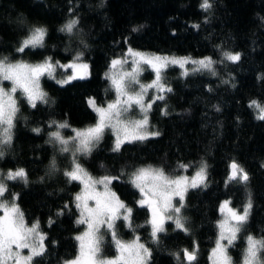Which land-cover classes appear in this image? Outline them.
I'll return each instance as SVG.
<instances>
[{
	"label": "trees",
	"instance_id": "16d2710c",
	"mask_svg": "<svg viewBox=\"0 0 264 264\" xmlns=\"http://www.w3.org/2000/svg\"><path fill=\"white\" fill-rule=\"evenodd\" d=\"M202 0H0V57L12 63H70L82 54L90 64V77L59 84L48 74L40 80L48 103L36 107L17 92L19 111L14 118L12 143L0 144V172L24 169L27 183L17 178L4 180L8 191L3 199L15 204L26 224L38 223L45 235V251L32 264H64L79 254V240L87 229L77 223L80 209L75 197L83 190L77 180L64 175L78 162L94 178L111 176L110 188L132 209V227L121 218L115 224L117 237L131 243L139 236L150 249L148 264H211L218 240L220 206L229 201L233 209L243 211L250 203L246 222L229 248L231 264H242L248 236L264 239V120L257 118L264 107V0H210L208 11ZM78 23L71 34L60 29L70 20ZM198 25L199 27H194ZM47 30L43 47L15 49L30 36L31 29ZM133 28H138L133 31ZM129 47L147 54L215 61L211 70L189 66L187 70L169 66L163 80L171 87L149 112V133L159 135L125 143L114 150L115 134L106 129L102 141L89 155L75 156L72 148L50 142V133L59 131L67 138L73 130L95 126L97 115L89 106L95 99L101 106L115 100V91L106 79L111 61ZM239 53L236 63L224 53ZM59 77L66 74L57 73ZM150 79L154 74L148 72ZM144 85L151 82L139 78ZM139 87L130 86L138 92ZM155 91H150L154 94ZM219 109V110H217ZM166 113V114H165ZM143 118L137 106L123 112V121ZM53 121L67 123L58 129ZM39 128V134L33 129ZM53 161L55 166L53 167ZM235 161L248 181L229 180L230 164ZM181 165H189L190 176L206 165L203 186L190 190L179 214L187 231L174 220L165 223L158 242L151 235L150 213L139 207L138 189L130 183L140 168H162L168 174H181ZM2 178V177H1ZM67 205V207H65ZM104 233L102 256L118 254L109 230ZM195 252L188 263L184 251Z\"/></svg>",
	"mask_w": 264,
	"mask_h": 264
},
{
	"label": "snow or ice",
	"instance_id": "6c2138e0",
	"mask_svg": "<svg viewBox=\"0 0 264 264\" xmlns=\"http://www.w3.org/2000/svg\"><path fill=\"white\" fill-rule=\"evenodd\" d=\"M201 8L204 11H208L212 5L210 0H202ZM77 19H70L61 29V32H67L71 34L73 29L77 25ZM194 27H199L198 25ZM138 28H133V31H137ZM47 34V30L42 27H36L31 29V34L27 38L21 41L20 45L15 49L18 53H24L25 49L43 47L44 37ZM128 54L134 57L133 63L136 65L130 72H122L120 74L106 75V79L111 80L112 85L115 87L117 93V99L107 105V108L96 106L94 99H89L90 106L97 112L99 121L95 126L89 127L85 130H73L75 132L74 139L78 141V147L75 151L88 155L91 153L93 147L102 138V134L105 128H113L118 133L123 132L125 139L143 140L147 136H157L158 132L146 133L143 132L148 123V117L146 112L151 109L152 103L145 105L143 103V94L147 88L155 87L160 92H171V88H167L164 84L160 83L161 69L168 63L179 64L183 66L185 63L192 62L198 64L201 68L211 70L212 65L215 63L210 57L201 59L199 61H189L188 58L176 59L168 57L153 56L151 58L146 57L140 52H136L132 49L128 50ZM78 54L73 63L67 66H61L72 68L74 70L79 69L86 72L88 65L83 63H77L80 60ZM224 58L236 63L240 60L239 53L225 52ZM126 63L124 59H113L111 61V68L115 70L118 65ZM149 64L156 73V80L150 85H140V91H130V86L139 83L138 74L140 71L139 65ZM59 64L56 62L54 65L51 58H46L43 63L35 65L25 62L12 63L7 56L0 57V144L10 145L12 143V129L14 128V118L19 111L17 107V99L15 98L16 92L19 90L21 95L27 100L29 105L33 108L36 107L37 101L41 103H48L47 93H45L39 84L40 77L46 73L54 77L55 67ZM83 74H72L65 80H60L58 83L61 85L71 82L73 79H84ZM3 81H10L11 88L5 89L2 86ZM157 99H164V97L158 96ZM154 102V101H153ZM132 104H136L140 107L141 111L145 113L143 119L122 122L121 116L123 112L128 111ZM250 107L255 106L259 109L258 119L264 120V107L256 102L252 101ZM219 110V109H217ZM166 114V113H165ZM55 125L58 129L69 127L65 123H57L53 121L49 126ZM37 134L40 133V129H33ZM55 141L64 147L61 148L62 152H68L67 145L69 140L64 139L59 131L50 133V142ZM120 138L117 135V143L114 150H119ZM4 152L0 149V158H3ZM74 167L65 171L64 175L69 180H80L84 184V192L75 197L78 202L76 207L81 209V219L77 223H87L88 231L83 236L76 237L81 241L80 256L75 260L65 261L64 264H146L148 258L151 257V251L145 247L144 244L139 243V237L131 243H124L118 237L114 227V221L116 219H123L128 227H132L131 213L132 209L127 208L114 192H111L108 185L112 180L119 179V177L104 176L99 180H92V178L86 173L82 166L73 161ZM55 162L53 161V167ZM181 167H186L181 165ZM231 173L229 180L239 179L242 182H247L249 176L247 172L235 161L230 164ZM206 165L202 166L197 173V177L205 179ZM0 264H32L34 257L42 256L45 248L43 245V235L38 232V223L31 226L26 225L24 215L20 211L19 207L15 204L16 195L13 194L12 202L9 203L3 199L5 193L8 191L7 185L4 180H16L17 178L24 180L27 183V173L24 169H17L15 172L9 171L6 176L0 173ZM86 178V179H85ZM136 188L139 189L144 199L139 201L140 206L145 204L151 210L152 213V232L154 242H158V233L164 231L163 222L165 219L174 220L177 228L187 231L182 223V218L179 215L165 217L164 213L171 210L174 214H179L183 204L179 207H174L171 203L173 196H179L180 200L184 199V191L188 185L187 178L178 177L173 178L166 174L162 168H140L137 169L130 180ZM96 184L104 185V191L98 192L95 189ZM191 187L199 186L194 178L191 182ZM89 200L95 201V206L90 207ZM227 203L222 206L227 207ZM67 207V205H65ZM251 207L249 203L239 213L231 208L228 209L230 219H226L219 224L220 235L216 242V248L213 250L212 256L215 258L213 264H231V258L227 253V247L222 244V241H227V245L231 246L236 239V234L240 231L241 226L246 222L248 217V209ZM121 209L124 210L123 214ZM87 213V215H85ZM102 226L110 231L112 239L115 241L119 256L116 259H107L102 256V243L104 233L100 231ZM39 237V239H37ZM85 239L87 243L85 244ZM24 249L29 250L28 255H23ZM184 255L189 261L195 259V252L184 251ZM242 264H264V239H256L253 236H248L247 247L243 255Z\"/></svg>",
	"mask_w": 264,
	"mask_h": 264
},
{
	"label": "rangeland",
	"instance_id": "374dc122",
	"mask_svg": "<svg viewBox=\"0 0 264 264\" xmlns=\"http://www.w3.org/2000/svg\"><path fill=\"white\" fill-rule=\"evenodd\" d=\"M129 49H132L131 47H129L128 46V48L124 51V53H123V55L121 56V57H118V58H115V59H124V60H126V63H124L123 65H118L117 66V68L115 69V70H113L112 68H111V66H110V69L107 71V73H106V75H113V74H120V73H122V72H130V71H132V69L134 68V67H136V65L133 63V60H134V57H132V56H130L129 54H128V50ZM133 50V49H132ZM134 51H136V50H134ZM136 52H139V51H136ZM140 53H142V54H144L146 57H148V58H151V57H153V56H159V57H168V58H176V57H173V56H163V55H157V54H147V53H144V52H140ZM176 59H182V58H176ZM201 60V59H200ZM75 61V60H74ZM74 61H72V62H70V63H73ZM189 61H194V60H190L189 59ZM196 61H199V60H196ZM231 62V61H230ZM54 65H56V63H54V62H52ZM70 63H66V64H63V63H59L56 67H55V71H54V80L56 81V82H58V81H60V80H65V79H67V77L68 76H70V75H72V74H74V72H75V74H77V75H80V74H83L84 76H85V78L84 79H73V80H71V82L72 81H75V80H87V79H89V77H90V64L87 62V61H85L84 59H83V57H82V55L80 56V60L79 61H77V63H83V64H87L88 65V68H87V70H86V72L85 71H83V70H79V69H76V70H74V69H72V68H65V67H61V66H67V65H69ZM169 66H177V67H180V68H182V69H184V71L185 70H187V68L189 67V66H195V67H199V68H201V66L200 65H198V64H194V63H192V62H189V63H185L183 66H180L179 64H172V63H168L165 67H163L162 69H161V77H162V79H161V81H160V83H162V84H164L167 88H171L168 84H167V82L166 81H164L163 80V72H164V70L165 69H167ZM213 66H214V64L212 65V68H213ZM139 67H140V71H139V74H138V81H139V83H137V84H134V85H136V86H138L139 87V89H138V92L140 91V85L141 84H143V83H141L140 82V80H139V78L140 77H145V79H146V81L147 80H151V82H149L148 84H146V85H150V84H153L154 82H155V80H156V73L154 72V70H153V68L149 65V64H143V63H141L140 65H139ZM148 72H151V73H153L154 74V78L153 79H150V77L148 76ZM57 73H64V74H66V75H64V76H62V77H59V76H57L56 74ZM47 74V73H46ZM45 74V75H46ZM41 78H42V76L40 77V80H41ZM40 80H39V84H40ZM108 81H109V83H110V85H112V83H111V80H109V79H107ZM60 84V83H59ZM66 84V83H65ZM144 85V84H143ZM2 86L7 90V89H10L11 88V82L10 81H3L2 82ZM112 87H113V89H114V91H115V100L117 99V93H116V90H115V87L112 85ZM152 90H154L155 91V93L152 95V94H150V91H152ZM17 92H20L19 90L17 91ZM17 92H16V94H17ZM165 93L166 92H160L157 88H155V87H150V88H147V90H146V92H144V94H143V103L145 104V105H147L148 103H152V107H153V105H154V103L156 102V101H159V100H161V99H157V97L158 96H163V97H165ZM16 94H15V98H16ZM114 100V101H115ZM94 101H95V104H96V106H99V107H104V108H107V105L109 104H107L106 106H101V105H99L98 103H97V101L94 99ZM154 101V102H153ZM89 106H90V104H89ZM131 106H137L139 109H140V107L138 106V105H136V104H132ZM130 106V107H131ZM152 107H151V109H152ZM90 108L92 109V111L97 115V117H98V121H99V116H98V114H97V112L96 111H94L93 110V107L92 106H90ZM150 109V110H151ZM141 110V109H140ZM150 110H148L147 112H146V115H147V117H148V119H149V112H150ZM141 113L143 114V117H144V115H145V113L144 112H142L141 111ZM143 119V118H142ZM121 121L122 122H126V121H123L122 119H121ZM106 129H110L114 134H115V139H114V149H115V147H116V143H117V135H119V138H120V147H119V149L125 144V143H127V142H129V140H127V139H125V137H124V133L123 132H117L115 129H113V128H105V130ZM147 129H148V123H147V125H146V127L144 128V129H142V131L143 132H146V133H149L148 131H147ZM104 130V131H105ZM74 137H75V133H73V135H71V136H69V137H67V138H64V139H67V140H69V144L67 145V147L70 149V148H72V150H71V152H72V154L73 155H75V156H80V155H84V154H81V153H79V152H77V151H75V149L78 147V141L77 140H75L74 139ZM150 137V135L149 136H147V138H149ZM102 138H103V134H102ZM102 138L99 140V142H97L96 143V145L93 147V149L96 147V146H98L99 144H100V142L102 141ZM132 141H134V140H132ZM131 142V141H130ZM92 149V150H93ZM92 152V151H91ZM89 155V154H88ZM186 167H181L180 168V171H182L181 172V174H168V173H166V174H168V175H170L171 177H173V178H178V177H185V178H187V181H188V185L186 186V191H184V199H183V201L185 200V197H186V195H187V193L190 191V190H192V189H196V188H199V187H201V186H203V184L205 183V180H206V178L205 179H203V181L201 182V179L199 178V177H197V174L196 175H194V176H190L189 174H188V172L187 171H189L190 170V166L189 165H185ZM152 168H157V167H153V166H151ZM145 168H148V167H145ZM1 173V172H0ZM207 176V173L205 172V177ZM91 177V176H90ZM1 178V177H0ZM92 178V180H99V179H101V178H103V177H98V178H94V177H91ZM196 179V182H197V184L199 185V186H197V187H191L190 185H191V182L193 181V179ZM86 179V178H85ZM77 181H79L80 182V180H77ZM114 180H112V182H113ZM111 182V183H112ZM82 185H83V190H82V192L80 193V194H82L83 192H84V184L82 183ZM110 185L111 184H109L108 185V188H109V190L111 191V192H113L112 191V189L110 188ZM95 189H96V191H98V192H103L104 191V185H101V184H96L95 185ZM138 189V188H137ZM138 191H139V189H138ZM139 193H140V191H139ZM115 195H116V197H118L119 198V200L122 202V203H124V201H122L121 199H120V197L115 193ZM142 199H144V196H142L141 195V193H140V198H139V200H138V202H137V205L139 206V207H143V208H147L148 210H149V213H150V224H151V220H152V213H151V210H150V208L148 207V205L147 204H145L144 206H140V204H139V201L140 200H142ZM177 201H180V202H183V201H181L180 200V197L179 196H173L172 197V201H171V203H172V205L174 206V207H177L176 206V203H177ZM226 202H228L227 203V207H223V209H222V206L223 205H225V203ZM78 203V202H77ZM88 204H89V206L90 207H94L95 206V201L94 200H89L88 201ZM125 204V203H124ZM125 206H126V204H125ZM127 207V206H126ZM128 208V207H127ZM229 208H231V209H233L232 208V206H231V203L229 202V201H225V202H223L222 203V205L220 206V215H221V218H220V221H219V223H218V239H219V235H220V228H219V224L221 223V222H224L226 219H230V216H229V212H228V209ZM233 210H235V209H233ZM244 210V209H243ZM121 211V213L123 214V212H124V210L123 209H121L120 210ZM235 211H237V212H239V213H242L243 211H238V210H235ZM80 212H81V209H80ZM172 211L171 210H169V211H167V212H165L164 213V216L165 217H168L169 216V214L171 213ZM249 212H250V208L248 209V215H249ZM3 213L2 212H0V215H2ZM85 215H87V213H85ZM248 218V217H247ZM81 219V213H80V216H79V219L78 220H80ZM118 219H116L115 221H114V224H115V222L117 221ZM170 219H165L164 220V222H163V228L165 227V223L167 222V221H169ZM26 222V221H25ZM27 225V224H26ZM84 225H86V227H87V229H86V231H88V225H87V223H84ZM29 226V225H28ZM152 226V225H151ZM102 230H108L107 228H106V226H102L101 227V229H100V231H102ZM85 231V232H86ZM38 232L40 233V234H42L43 235V237H44V239H43V245H44V248H46V245H45V235L40 231V229H39V227H38ZM84 232V233H85ZM163 232V231H162ZM83 233V234H84ZM159 233H161V232H159ZM158 233V234H159ZM83 234L81 235V236H83ZM137 237H139V236H136L133 240H132V242L134 241V240H136V238ZM37 239H39V237H37ZM121 240V239H120ZM122 242H123V240H121ZM85 244L87 243V239H85ZM235 242V240L233 241V243ZM139 243H141V244H144L143 242H141V240H140V237H139ZM222 244H224L226 247H227V253H228V255H229V248L232 246H228L227 245V241L225 240V241H222L221 242ZM146 247V246H145ZM215 248H216V246H215ZM214 248V249H215ZM213 249V250H214ZM118 251V250H117ZM80 252H81V241L79 240V254H78V256L76 257V258H78L79 256H80ZM213 253V252H212ZM22 254L23 255H28L29 254V250L28 249H24L23 250V252H22ZM119 256V251H118V254L116 255V256H114V257H110V258H107V259H116L117 257ZM37 257H39V256H37ZM37 257H34V259L35 258H37ZM75 258V259H76ZM33 259V260H34ZM75 259H73V260H75ZM214 257L213 256H211V264H213V261H214ZM149 261H150V258H148L147 259V261H146V264H148L149 263Z\"/></svg>",
	"mask_w": 264,
	"mask_h": 264
},
{
	"label": "water",
	"instance_id": "95a60500",
	"mask_svg": "<svg viewBox=\"0 0 264 264\" xmlns=\"http://www.w3.org/2000/svg\"><path fill=\"white\" fill-rule=\"evenodd\" d=\"M184 259L188 262V263H193L194 261H195V259L194 260H192V261H189L187 258H186V256L184 255Z\"/></svg>",
	"mask_w": 264,
	"mask_h": 264
}]
</instances>
